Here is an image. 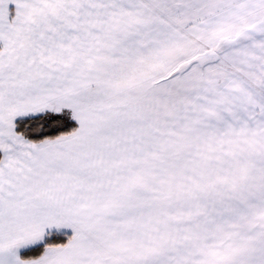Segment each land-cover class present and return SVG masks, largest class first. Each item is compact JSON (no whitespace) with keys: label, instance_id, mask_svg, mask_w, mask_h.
<instances>
[{"label":"snow or ice","instance_id":"1","mask_svg":"<svg viewBox=\"0 0 264 264\" xmlns=\"http://www.w3.org/2000/svg\"><path fill=\"white\" fill-rule=\"evenodd\" d=\"M0 264H264V0H0Z\"/></svg>","mask_w":264,"mask_h":264}]
</instances>
